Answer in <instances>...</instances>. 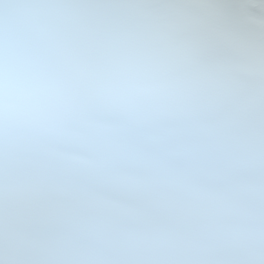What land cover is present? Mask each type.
Instances as JSON below:
<instances>
[{
	"label": "snow or ice",
	"instance_id": "snow-or-ice-1",
	"mask_svg": "<svg viewBox=\"0 0 264 264\" xmlns=\"http://www.w3.org/2000/svg\"><path fill=\"white\" fill-rule=\"evenodd\" d=\"M0 264H264V0H0Z\"/></svg>",
	"mask_w": 264,
	"mask_h": 264
}]
</instances>
